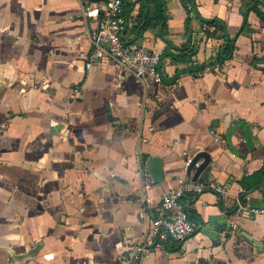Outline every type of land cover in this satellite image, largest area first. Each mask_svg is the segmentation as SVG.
I'll list each match as a JSON object with an SVG mask.
<instances>
[{
  "label": "crops",
  "instance_id": "obj_1",
  "mask_svg": "<svg viewBox=\"0 0 264 264\" xmlns=\"http://www.w3.org/2000/svg\"><path fill=\"white\" fill-rule=\"evenodd\" d=\"M253 1L264 14V0H124L123 41L161 53L162 82L143 84L105 59L85 68L97 23L78 0H0V264H120L199 152L210 155L200 182L218 181L225 197L186 195L198 229L138 264H264V216L237 210L264 206V20ZM210 20L224 28L206 37ZM222 36L234 51L219 64ZM190 45L203 67L193 73ZM139 137L144 163L164 167L143 194Z\"/></svg>",
  "mask_w": 264,
  "mask_h": 264
},
{
  "label": "built area",
  "instance_id": "obj_2",
  "mask_svg": "<svg viewBox=\"0 0 264 264\" xmlns=\"http://www.w3.org/2000/svg\"><path fill=\"white\" fill-rule=\"evenodd\" d=\"M78 1L83 7L82 17L94 19L97 23L96 30L89 35L90 51L80 53V57L85 61L86 69L105 59L117 66L120 76L131 75L143 84L148 81L156 84L162 82L163 74L158 70L161 53L148 52L128 45L122 39L127 26V21L122 15L124 0H104L97 4H90L88 0ZM210 29L204 26V30ZM211 134L214 135L215 141L220 140L214 130ZM143 141V138H138L136 149V174L142 194L154 185L150 172L140 155L139 145ZM191 160L192 158H189L184 162V170L190 165ZM205 191L215 192L220 197L226 195L224 186L216 180L194 182L186 176L179 178L174 188L161 194L160 215L146 223L143 235L134 241L128 252L121 258L120 264H138L140 260L150 255L151 246L161 247L167 241L180 242L190 237L199 225L186 212L183 199L186 195H198ZM237 207L238 212L264 216V206L249 207L238 203ZM233 226L236 228L235 225Z\"/></svg>",
  "mask_w": 264,
  "mask_h": 264
},
{
  "label": "water",
  "instance_id": "obj_3",
  "mask_svg": "<svg viewBox=\"0 0 264 264\" xmlns=\"http://www.w3.org/2000/svg\"><path fill=\"white\" fill-rule=\"evenodd\" d=\"M92 3H100L104 0H88ZM198 166L196 167V164ZM209 164H210V155L206 152L197 153L191 160L190 165L184 170L185 175L191 181H201L207 176L209 172ZM146 167L150 172L151 178L154 184H158L163 180L164 167L163 161L160 157L154 156L150 157L146 161Z\"/></svg>",
  "mask_w": 264,
  "mask_h": 264
},
{
  "label": "trees",
  "instance_id": "obj_4",
  "mask_svg": "<svg viewBox=\"0 0 264 264\" xmlns=\"http://www.w3.org/2000/svg\"><path fill=\"white\" fill-rule=\"evenodd\" d=\"M259 2L258 1H253L251 2L248 6L250 8V10H254L257 15L264 20V14L261 10L257 9ZM206 26L208 27H214V31L213 33L210 32H206V37H212V36H216L217 33L219 31H223L224 25L223 23L217 21V20H210V21H206L204 23ZM222 44L220 46V49L216 55V61L221 64L223 63L225 60H228L232 57L233 51H234V40L233 39H229L226 36H222ZM197 53V46H191L190 45V55H188L190 57V73L193 72H197L200 71L201 69H203V67L201 65H194V59H195V55ZM187 55V53H186ZM178 76V75H177Z\"/></svg>",
  "mask_w": 264,
  "mask_h": 264
}]
</instances>
